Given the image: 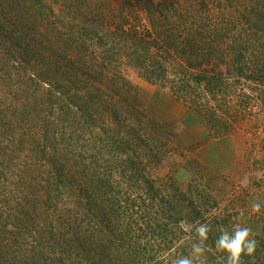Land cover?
Masks as SVG:
<instances>
[{
	"label": "trees",
	"instance_id": "trees-1",
	"mask_svg": "<svg viewBox=\"0 0 264 264\" xmlns=\"http://www.w3.org/2000/svg\"><path fill=\"white\" fill-rule=\"evenodd\" d=\"M227 3L123 0L112 19L87 0H0V264H172L199 224L204 264H227L215 241L236 212L201 174L184 189L152 176L175 132L121 71L169 86L226 136L264 97V0L238 15ZM250 238L240 264H264V232Z\"/></svg>",
	"mask_w": 264,
	"mask_h": 264
},
{
	"label": "rangeland",
	"instance_id": "rangeland-1",
	"mask_svg": "<svg viewBox=\"0 0 264 264\" xmlns=\"http://www.w3.org/2000/svg\"><path fill=\"white\" fill-rule=\"evenodd\" d=\"M87 1L92 6L105 4L103 10L109 12L107 16L112 19L123 2V0ZM248 1L228 0L234 4L231 8L234 15H238L237 10L244 9ZM222 3L228 4L227 0H222ZM125 15L129 16L130 23L138 28H142L146 21L144 11L135 6L127 7ZM6 17L8 16L5 15ZM259 25L258 21L256 27ZM260 39L264 41V36ZM121 71L139 88V98L142 100L144 111L160 121L170 122L175 132L174 140L171 142L172 150L153 167L152 176L163 180L172 176L184 189L194 174L195 176L201 174L208 179L209 186H213L220 200V208L226 207L236 212L237 223L250 228V234H262L264 97L260 95L253 97L244 117L234 123V129L229 134L224 137H213L208 135L205 126L193 111L174 97L169 86L147 82L127 66H122ZM237 88L250 92V88L245 85L240 84ZM260 89L264 91V86L261 85ZM253 203H259L261 208L254 211Z\"/></svg>",
	"mask_w": 264,
	"mask_h": 264
},
{
	"label": "clouds",
	"instance_id": "clouds-1",
	"mask_svg": "<svg viewBox=\"0 0 264 264\" xmlns=\"http://www.w3.org/2000/svg\"><path fill=\"white\" fill-rule=\"evenodd\" d=\"M252 208L258 211L261 208L259 203H253ZM191 229L193 225L186 226ZM210 231L209 224H199L196 226L199 240L192 244V251L189 256H181L175 259L172 264H204V253L206 251L205 241ZM251 229L241 225H236L233 231L222 230L220 236L215 241L217 250L222 251L227 256V264H240L241 253L251 256L256 249L257 241L250 238Z\"/></svg>",
	"mask_w": 264,
	"mask_h": 264
}]
</instances>
